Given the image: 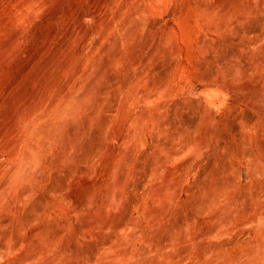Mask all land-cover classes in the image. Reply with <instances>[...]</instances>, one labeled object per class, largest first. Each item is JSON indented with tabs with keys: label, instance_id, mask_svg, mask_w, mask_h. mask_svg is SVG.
Instances as JSON below:
<instances>
[{
	"label": "clouds",
	"instance_id": "9594fccd",
	"mask_svg": "<svg viewBox=\"0 0 264 264\" xmlns=\"http://www.w3.org/2000/svg\"><path fill=\"white\" fill-rule=\"evenodd\" d=\"M23 6L0 15V264H264V0Z\"/></svg>",
	"mask_w": 264,
	"mask_h": 264
},
{
	"label": "rangeland",
	"instance_id": "374dc122",
	"mask_svg": "<svg viewBox=\"0 0 264 264\" xmlns=\"http://www.w3.org/2000/svg\"><path fill=\"white\" fill-rule=\"evenodd\" d=\"M9 10L4 11V5L0 4V15H11L15 17H20L19 23L23 24L25 22L24 14L26 8L23 6V0H11L10 5H8ZM30 11V9H27Z\"/></svg>",
	"mask_w": 264,
	"mask_h": 264
}]
</instances>
